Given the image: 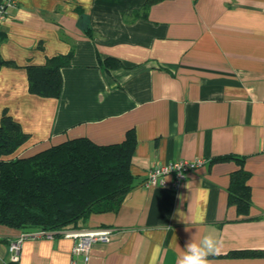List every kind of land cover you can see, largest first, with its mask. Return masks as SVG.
Instances as JSON below:
<instances>
[{"label":"crops","instance_id":"0c3cea01","mask_svg":"<svg viewBox=\"0 0 264 264\" xmlns=\"http://www.w3.org/2000/svg\"><path fill=\"white\" fill-rule=\"evenodd\" d=\"M17 0L0 27V123L4 113L29 140L30 157L86 138L137 145L135 187L118 212L93 214L85 228L115 230L91 248L87 264H177L208 225L222 240L210 264H264V0ZM136 13H141L136 16ZM73 54L61 70L60 98L29 90L30 66ZM106 60L120 63L107 69ZM245 158L252 206L229 204L236 162ZM205 163L178 188L147 186L149 171L177 161ZM23 231L0 226V264ZM64 237L29 239L18 264H84Z\"/></svg>","mask_w":264,"mask_h":264},{"label":"trees","instance_id":"16d2710c","mask_svg":"<svg viewBox=\"0 0 264 264\" xmlns=\"http://www.w3.org/2000/svg\"><path fill=\"white\" fill-rule=\"evenodd\" d=\"M161 1L164 0H147L142 13ZM72 57V53L60 55L48 59L44 66L28 67L30 92L39 97L60 98L61 70L70 66ZM6 65L13 64L0 53V68ZM105 67L118 69L120 63L106 60ZM28 140L29 135L20 124L4 113L0 123V226L63 237L65 232L85 228L93 214L118 212L135 187L131 166L137 140L133 131L120 144L101 146L80 138L19 158L16 153ZM232 161L240 169L232 174L229 204L237 207L239 215L248 216L252 193L250 174L244 169L245 158L225 156L215 160ZM229 256L264 257V252L241 251Z\"/></svg>","mask_w":264,"mask_h":264},{"label":"built area","instance_id":"2783aa9c","mask_svg":"<svg viewBox=\"0 0 264 264\" xmlns=\"http://www.w3.org/2000/svg\"><path fill=\"white\" fill-rule=\"evenodd\" d=\"M17 0H0V27L4 24L8 17L10 8L15 7ZM205 162L198 161H177L163 166H155L149 171L147 186L168 187L165 177L168 175L175 176L173 187L178 188L186 178L196 170H198ZM112 228H83L74 231H68L63 234L64 238L71 239L74 242L73 255L75 258L81 259L84 264L90 260L91 248L98 243L108 244L114 234ZM56 236L52 233L43 231H33L22 233L21 236L11 241L9 244V264H18L22 246L29 239H53ZM75 264V261L74 263Z\"/></svg>","mask_w":264,"mask_h":264},{"label":"clouds","instance_id":"9594fccd","mask_svg":"<svg viewBox=\"0 0 264 264\" xmlns=\"http://www.w3.org/2000/svg\"><path fill=\"white\" fill-rule=\"evenodd\" d=\"M221 247L218 230L210 224L198 241L191 240L186 244L177 264H210L209 257L218 253Z\"/></svg>","mask_w":264,"mask_h":264}]
</instances>
